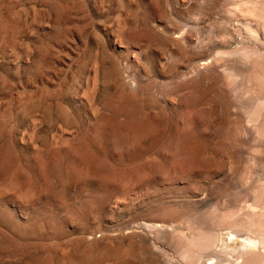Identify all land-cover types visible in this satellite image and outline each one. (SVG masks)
I'll return each instance as SVG.
<instances>
[{
  "label": "rangeland",
  "instance_id": "374dc122",
  "mask_svg": "<svg viewBox=\"0 0 264 264\" xmlns=\"http://www.w3.org/2000/svg\"><path fill=\"white\" fill-rule=\"evenodd\" d=\"M251 254L264 0H0V264Z\"/></svg>",
  "mask_w": 264,
  "mask_h": 264
},
{
  "label": "bare ground",
  "instance_id": "6f19581e",
  "mask_svg": "<svg viewBox=\"0 0 264 264\" xmlns=\"http://www.w3.org/2000/svg\"><path fill=\"white\" fill-rule=\"evenodd\" d=\"M257 116H259V114L257 115ZM256 121V120H255ZM248 240H252L250 237H249V239ZM254 241H255V239H254ZM251 243V242H250ZM255 243V242H254ZM210 245H213V242L210 240V243H208V245L207 246H209L210 247ZM222 251H224V250H222ZM230 253V252H229ZM205 255H207V254H205ZM205 257V256H204ZM221 262V261H220ZM212 264V263H211ZM217 264V263H216ZM245 264H264V255H261V254H254V255H252L251 254V256H249L247 259H246V262H245Z\"/></svg>",
  "mask_w": 264,
  "mask_h": 264
}]
</instances>
